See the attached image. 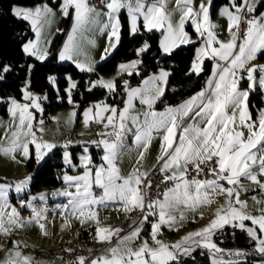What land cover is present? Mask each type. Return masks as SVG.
Returning <instances> with one entry per match:
<instances>
[{
  "label": "snow or ice",
  "instance_id": "snow-or-ice-1",
  "mask_svg": "<svg viewBox=\"0 0 264 264\" xmlns=\"http://www.w3.org/2000/svg\"><path fill=\"white\" fill-rule=\"evenodd\" d=\"M167 3L168 0H153L152 3L147 0H102V6L107 10L103 13L107 22L100 31L108 30L109 45L105 47L101 60L111 55V51L120 42L121 22L118 14L123 9L127 10L130 34L139 32L138 20L142 18L144 30L161 33L159 47L168 55L182 45L197 43L185 31V22L190 20L198 40L202 41L190 71L199 74L204 58L215 60L212 78L208 80L209 87L176 108L167 107L164 111H155L153 105L163 96L162 85L170 75L161 69L158 75L143 80L140 87L133 88L127 81L124 82L126 99L123 101V109L101 102L85 110V125L92 122L103 125L105 129L98 133L101 139L92 141L97 148L102 147V163L92 166L91 157L87 155L89 149L87 146L83 148L85 154L80 157L82 174L70 176L65 173L63 176L68 188L75 191L53 193L68 197L67 204L63 206L66 211L62 214L76 216L81 223L94 220L99 225L94 208L107 202H118L125 211L131 213L138 210L141 216L138 221H133L132 229L126 235H120L123 231L121 228L97 226L95 239L110 243L116 237V246L105 249L102 255L92 259L78 257L72 264H180L181 256H192L198 248L207 249L212 254V264H239L238 259L224 261L215 258L216 254H222V250L213 242V236L216 231L228 225L246 231L248 237L256 243L255 251L264 255V208L258 209L259 215L250 214L247 202L239 198L240 189L243 188L242 178L264 192V110H260L258 120L252 119L247 103L249 93L239 88V80L243 77H238V72L246 70L248 80L252 81L257 70L264 73V65L246 67L256 59L258 53L264 52V13L259 17L253 15L256 11L253 0H228L220 9V15L227 18V30L231 38L223 42L218 39L214 31L216 25L210 20L212 0H200L198 8L193 0H175L176 10L180 13L176 23H173L172 13L167 10ZM62 8L65 16L69 15V9H74V17L72 29L59 52V60H73L80 71L93 72V63L75 60L81 52L77 34L83 32L93 23L94 17L101 13L90 6L87 0H63ZM50 12L46 5L35 9L12 8L13 16L29 22L36 35L35 40L23 45V53L39 61L47 60L50 55L41 43V29ZM241 25H246L242 36L239 34ZM45 43L50 44L51 41ZM92 43L89 41V44ZM148 49L149 45L145 42L136 50L137 55ZM140 64V60L121 63L118 74L126 72L132 75ZM27 67L31 70V66ZM12 70L11 65L0 62V80ZM67 80L68 86L64 92L71 104L72 92L77 84L71 76ZM48 81L56 85L55 77L49 76ZM88 84L89 91L97 86L108 89L110 93L116 90L113 80L100 78ZM260 85L264 87V78L260 80ZM249 87H252L251 83ZM22 91L24 103L15 98L8 100L13 127L8 145L0 147V151L5 154L20 151L27 160L30 159L29 145H34L35 160L40 166L58 145L37 137V131H44V121L39 120L37 128L33 123L36 117L32 110L43 111L39 102L41 97L30 91V81L25 82ZM137 98L142 105L147 106V110L133 115V100ZM71 115L75 116L76 113ZM185 119L190 121L186 126ZM128 121L135 128L133 142L140 151L136 165L125 176L116 166V161L125 134L131 131ZM109 128L111 131H108ZM154 133L160 134L161 144L160 155L151 174L155 176L158 172L161 180L156 185V197L148 199L153 181L149 179V172L143 170L141 162L145 159ZM67 147L68 144H65L64 148ZM63 159L65 164L72 165L67 150L63 153ZM202 175L207 178L200 179ZM31 179L29 176L16 182L15 191L24 192ZM161 184L166 185L162 191ZM12 188L13 185L0 183V234H10L13 227H23L25 223L17 209L8 204V193ZM94 188L100 189L101 195L97 196ZM221 194L225 196V203L216 209L206 226L182 237L180 242L169 244L158 238L162 226L172 228L178 220L185 219V210L194 211L200 206L210 205L213 197ZM39 199H44L43 194ZM252 199L257 204L261 203L255 196ZM20 204L21 207L32 209V217L27 223H38L41 230H45V224L40 222L45 218L44 210L33 207L31 200L22 199ZM150 217H156V220L152 221ZM245 221H250L252 226H247ZM145 224H150L153 243L149 244L148 239H145L138 246H133L140 239ZM12 243L14 247L9 250L4 264H32V258L19 250V243ZM229 255L238 258L247 253L236 251Z\"/></svg>",
  "mask_w": 264,
  "mask_h": 264
},
{
  "label": "trees",
  "instance_id": "trees-1",
  "mask_svg": "<svg viewBox=\"0 0 264 264\" xmlns=\"http://www.w3.org/2000/svg\"><path fill=\"white\" fill-rule=\"evenodd\" d=\"M45 1L51 0H0V62L11 65L12 71L4 74L0 80V98L8 100L15 98L22 99V87L26 81H30V91L44 98L42 102V113L36 114V118L47 119L54 111L65 108L69 104L65 101L57 102L56 98L65 97L64 89L67 87V77L71 76L77 87L72 92V103L79 110L92 106L99 102H105L117 107L123 105L125 94L121 90L124 80L129 86L138 85L146 76L155 72L161 65L170 68V75L164 90L163 96L156 102V109L173 107L191 95L199 92L205 85L209 74L211 62L206 60L202 64V71L199 74L189 73L191 62L195 56L197 44L180 47L174 50L171 55H162L159 47L160 34L158 32L139 31L131 35L128 29L125 13L119 15L121 22L120 42L117 48L103 62L98 64L93 72H82L72 64H58L55 53L59 48L64 33L56 36L51 47V54L44 62L35 61L32 57L23 53V45L32 36V30L27 21L16 18L11 14L12 5L33 7ZM227 0H213V7L226 3ZM264 9V4L260 5ZM71 19L64 22L65 29ZM149 49L140 55L136 50L144 43ZM264 59V53L260 55ZM139 59L137 72L132 75H122L116 79L115 92H108L101 86L89 88V81H95L100 75L110 73L116 65ZM27 66H31V70ZM56 78V89H53L48 77ZM46 97V98H45ZM6 104L0 108L1 114H6ZM261 107L259 93L250 96L249 108L253 114ZM71 158L76 161L78 154L82 151L81 146L69 148ZM93 160L98 159L100 151L94 146L89 147ZM62 149L56 148L46 157V162L38 166L33 157L27 162V168L32 173V179L28 187V194L35 193L40 189H53L61 182V175L64 172L62 163ZM213 241L222 251L247 253L246 256L238 257L239 264H264V255H256L253 251L254 242L248 237L246 231L236 227L228 226L213 236ZM180 264H212V254L207 249L198 248L192 256L180 257Z\"/></svg>",
  "mask_w": 264,
  "mask_h": 264
},
{
  "label": "crops",
  "instance_id": "crops-1",
  "mask_svg": "<svg viewBox=\"0 0 264 264\" xmlns=\"http://www.w3.org/2000/svg\"><path fill=\"white\" fill-rule=\"evenodd\" d=\"M196 1H198V0H193V4L195 6L199 7L198 2H196ZM147 2H148V0H147ZM227 2H228V0H227ZM253 2L256 5V11L253 15L259 17L261 13H264V9H261V10L259 9L260 5L262 3L264 4V0H253ZM226 3H223V4H220L218 6L213 7V2H212L211 7H210L211 18H214L216 11L220 7H223ZM43 6H44V4L41 3V4L35 5L33 7H30L28 9H35L36 7H43ZM71 10H74V9H71ZM97 10H98V12H100L102 14L107 11L103 6H102V8L97 9ZM102 10H104V11H102ZM167 10L170 13H172L173 23L178 22L180 15H179V12L176 10L175 0H168ZM122 12L125 13V15H126L128 29L130 30V23H129L127 10L123 9L118 14V16ZM49 18H50V16L45 21V23L41 29V43L43 45H45V44H48V43H45L46 41H51V46L48 49L49 53L51 54L52 43L58 34V31H59L61 23H62V19H61V21L53 24V23L49 22ZM106 22L107 21H103L100 24L91 23L89 26L86 27V29L83 32H81V33H87L89 28H91V27L94 28L95 34H96V35H94V36H96L95 37L96 45L94 46V48L92 47V44H89V41H92V37L90 36V34H81V33L77 34V40H78V43L80 45L81 52L79 55L76 56V58H75L76 61H81V62L86 61L89 63H93L94 68H95V66H97L98 64H100L101 62L104 61V60L103 61L101 60V55L104 53L105 47H107L109 45V40H108V36H107L108 30L106 29L104 32H101L100 28ZM188 22H191V21L188 20ZM72 25H73V21H70L68 27L64 31V36L62 38L61 44L55 53V57H56V60L58 62L61 61V60H59V52L63 48L64 42L67 40L68 33L71 31ZM138 27L140 29L139 31H141V30L146 31L143 28L142 18H141V21H140V24ZM193 27L194 26L191 25V23H189L186 26V30L189 31L192 36H194ZM30 28H31V25H30ZM31 30H32V28H31ZM223 30H225V28H223ZM153 31H155V30H153ZM32 32H33V30H32ZM146 32H148V31H146ZM155 32H158V31H155ZM218 34H220V33L218 32ZM35 37H36V35L33 32V36L31 39L35 40ZM192 40H194V39L192 38ZM195 44L198 45V43H195ZM183 46H180V47H183ZM185 46H188V45H185ZM113 51L114 50H112L111 53ZM160 51H161V54H165L162 52L161 49H160ZM263 53L264 52L258 53L256 59L250 61L246 67H252L253 65H256V66L264 65V59L260 58V55H262ZM65 61L70 62L71 64H73L76 67V63L73 60H65ZM208 61L211 62L210 74H209V77H208L204 87L200 91L205 90L209 87L208 80H209V78H212L215 60H208ZM160 69H163V70L170 73V68L168 66L161 65L155 72L150 73L146 78L153 76V75H158ZM78 70H80V69H78ZM85 72H87V71H85ZM238 77H243L242 79L239 80V88L242 91L247 90L249 93L248 101H247L249 113L251 114V117L253 120H258L260 110H264V87H262L260 85V80L262 78H264V73L257 70L254 73V78L252 81L248 80L246 70L238 72ZM168 78H169V76H168ZM168 78H167L166 82H164L162 85L164 90H165ZM250 83L252 84L251 88L249 87ZM197 93H195L193 95H196ZM255 93H259V96L261 99V107L256 110V114H253L249 108V104H250V96L252 94H255ZM193 95H191L190 97H188L187 99H185L181 103L173 106V108H176L179 105L183 104L185 101L190 99ZM17 101L20 103H24V102H21L19 100H17ZM99 103H101V102H99ZM103 103H105V102H103ZM40 104H41V108H42V102H40ZM106 104L109 106H114V105H111L108 103H106ZM155 104L153 105V109L155 111L160 112V111H164L166 109V108L165 109H156ZM133 105H134V108L132 110L133 115L142 113L143 111L147 110V106L142 105L138 98L133 100ZM9 106H10L9 103L7 102V108H6V114H5L6 116H11V114L9 112ZM88 107H91V106H88ZM88 107H86V108H88ZM115 107H117V106H115ZM123 107H124V103L122 106L117 107V108L123 109ZM58 110H60V109H58ZM32 111H33V114H35V115L36 114L40 115L42 113V112H37L34 109ZM56 111H54L53 113H51L48 116V117L51 116V120L49 118H47L48 121H52L54 119V117L57 113ZM82 112H83L82 109H80V110L78 109V116L79 117L81 116ZM36 121H37V119H36ZM36 121H34V122H36ZM189 122H190L189 120L185 119V121H184L185 126ZM34 124H36V123H34ZM128 127L131 129V131H129L125 134V138L123 141V147H122L121 153L119 155V158L116 161V166L120 169L121 174L125 175V176L129 172H131L133 167L136 165L137 157H138V154L140 151V149H138L137 145L133 142L134 141L135 128L132 126L131 121H128ZM85 130H87V132L91 134V136L87 139L73 140L72 138H68V140H69L68 144H70V146L68 147V150L70 147H74V146H81V148H82V151L78 154L76 161H73L72 158L70 157L72 160V163L74 164V167L68 169V172H71L72 170H74L76 165H78L80 155L81 154L84 155L83 148L85 146H87L88 149H89V147L94 146L97 150H99L101 152L98 159L93 160L90 152L88 151L87 155H89L91 157L92 166H96V165H99L102 163V160H101V157L103 155L102 147L97 148L95 146V144L92 143V141H97V140L101 139V137L98 135V133L105 131V129L103 128V125L96 124V123H90L88 126V129L85 128ZM85 130H84V132H85ZM108 131H111V128H109ZM84 132H82V133H84ZM245 134L247 135L246 130H245ZM160 144H161L160 134L154 133V138L150 144V147L147 150V152L145 153V159L141 162L142 168L144 171L151 173L153 166L156 165L157 157L160 155ZM29 173H30V176H32V173L30 171H29ZM63 175L64 174L62 173L61 182L57 187H55L53 189H40V190H38L32 194H28L29 185L27 186V188L25 189L24 192L17 193L14 189V185L16 182H9L10 185H13V188L8 193L9 199H10L8 201L9 205H12L11 202H14V204L17 206V204L23 199L25 201L31 200V203L33 206L34 205H39V206L42 205V206L50 209L52 207V205L60 204L62 207L59 206L61 209L58 210L57 212L53 213L52 211H50L47 214L44 213L45 218L40 221L41 223L45 224V230H43V231L39 227V224H36L35 222H32V223L34 225H38V226L29 228V224H32V223H27V221H26L23 224V227L12 228L10 234H0V258L2 256H4V257L7 256V254H9V250L13 249V247H14V245L12 243L13 241H16L19 243V250L21 251V253L23 255H26V256H29L32 258V264H72V262L76 261L78 257H81V255L77 256L73 260H68L63 256H54L51 258L45 257L43 255V252L48 251V250L49 251H55L58 249L73 250L77 246L79 239H83L85 241L86 246H87V248H86L87 252L94 255V258L102 255L104 253L105 249L116 246V244H117V238L116 237H113V239L111 240L110 243L97 241V239H95V229L97 226L109 227L112 229L120 228L121 223L125 220V218L127 217L129 212L125 211L124 208L118 202H107L104 205L96 206L94 208V211L97 214V217L99 220V225H97L96 221H94V220L93 221L85 220L84 223H81V220L78 219L76 216H73L71 214L63 215L62 213H64L66 210H62V209L64 208L63 206L65 204H67L68 197H65L63 195H53V193L62 192L63 190L64 191L65 190L75 191V189L68 188V186L66 185L65 182H62V176ZM29 184H30V182H29ZM225 187H228V185L225 184ZM94 190L100 191L99 194H97V196L101 195L100 189L94 188ZM41 194H43V196H44L43 200L39 199L40 196H38V195H41ZM33 197H36V199H32ZM48 203H50V204H48ZM224 203H225V196L221 194L218 196H214L213 202L210 205L200 206L194 211L185 210V219L183 221L178 220L177 223L175 225H173L172 228H169L167 226H162L161 233L159 234L158 238L163 242L171 244L172 240L179 235H184V234L188 235L189 233L200 230L201 228H203L204 226H206L209 223L210 219L213 217L214 210H216L220 205H222ZM19 207H20V209L18 210ZM17 211H19V212L25 211L26 212V214H20V217H23V218L27 214L32 215V209L31 208L21 207L20 204H19V206H17ZM201 214H202V218H201ZM138 218L139 217L134 218L133 221H138ZM66 220H67V224H65ZM150 220L155 221L156 217H150ZM133 221H132V224H133ZM132 224H131V229H132ZM245 224H248V223L245 222ZM228 226H231V225H228ZM228 226H225V227H228ZM131 229L128 232H126L124 235L128 234L131 231ZM219 231L220 230L216 231L215 233H217ZM150 232H151L150 224H145L144 230L142 231V233L140 235V239L138 241H136V243L133 246H138L139 243L143 242V240H145V239H148L149 244H151ZM89 250H91V251H89ZM83 257H85V256H83Z\"/></svg>",
  "mask_w": 264,
  "mask_h": 264
},
{
  "label": "rangeland",
  "instance_id": "rangeland-1",
  "mask_svg": "<svg viewBox=\"0 0 264 264\" xmlns=\"http://www.w3.org/2000/svg\"><path fill=\"white\" fill-rule=\"evenodd\" d=\"M196 2H198V5L200 4V0H198ZM212 2H213V0H212ZM87 3L90 6H92L91 3H90V0H88ZM43 4H44V6L46 5L51 10L50 14L48 15V17L50 16V18H49V22L50 23L54 24V23H57V22L61 21V19H62V23H61L60 29L58 31V34H57L58 36H60L65 31V27H64L65 20L67 18H70L71 21H73L74 10L69 9V15L65 16V15H63V8H62L63 1L55 2V1L51 0V3H49L48 1H45V2H43ZM13 7H18V8H23V9L30 8V7H23V6H20V5H12L11 14H12V8ZM196 7L198 8V6H196ZM221 8L222 7H220L216 11V14L214 15V18H211V15H210V20H211V23L216 25V28L214 29V31L217 34L218 39L220 41L227 42V41L230 40L231 37H230V34H229L228 30H227V28H228L227 18L220 15V9ZM102 11H104V10H102ZM179 15H180V13H179ZM106 18L107 17H105V15H103L101 13V15L94 17L93 23L94 24L95 23L100 24L103 21H107ZM140 21H141V18L138 20V26L140 24ZM189 23H191V22H188V21L185 22V31L189 34V36L191 38L194 39V41H197V43H198V45L196 46V49H195V56H194V59H193V61H194L195 58H196V50H197V48L202 46V41L198 40V36H197V33L195 31H194V36H192L191 33L186 30V26ZM191 25H192V23H191ZM223 28H225V30H223ZM193 30H194V27H193ZM129 32H130V30H129ZM218 32L220 34H218ZM158 33L160 34V39H161V33L160 32H158ZM81 34H90V36L92 37V42H93L92 43V47L94 48V46L96 45V42H95V40H96L95 37L96 36H94L96 34H95L94 28L91 27V28L88 29L87 33H81ZM35 39H36V37H35ZM30 40H32V39H30ZM188 45H191V44H188ZM43 46L46 47L47 49H49V47L51 46V43L50 44H45ZM214 46L218 47V45H214ZM162 55H167V54H162ZM32 58L35 61L44 62V61L37 60L35 57H32ZM133 60H139V59H133ZM133 60H130L128 62H124V64L130 63ZM206 60H213V59L204 58L203 62L206 61ZM193 61L191 62V65H192ZM215 63H216V61H214V65H215ZM58 64H71V63L70 62H66V61H59ZM120 64L116 65V67L110 73L104 74V75H100L98 79L103 78L105 80H113L114 82H116V79H118L122 75H128L126 72L118 74V66ZM191 65H190V68H189V73H192L190 71ZM95 68H96V66H95ZM82 72H85V71H82ZM136 72H137V69L133 71V73H136ZM86 73H89V72H86ZM146 77L143 80L147 79ZM125 81H127V80H124L122 82L121 90L125 94V99H126L125 83H124ZM142 81L138 85L133 86V88L134 87H140L142 85ZM128 85H129V83H128ZM50 86L53 89H56V85H51L50 84ZM67 86H68V80H67ZM23 87H22V89H23ZM104 89H106V88H104ZM106 90L108 91V89H106ZM33 94H35V93H33ZM35 95H37V94H35ZM37 96L41 97L40 95H37ZM43 100H44V98L41 97L39 102H43ZM19 101L25 102L23 100V91H22V99L19 100ZM56 101L57 102L65 101V102L68 103L67 94L65 93V97L64 98H61V97L58 96L56 98ZM5 102H8V100H3V99L0 98V108H1L2 104H4ZM68 104L69 105L67 107L61 108L60 110L56 111L57 113H56V115H55V117H54V119L52 121H48V119L45 120V119H42V118L39 117L38 119L36 118L37 121L35 119L34 121H36V122L33 121V123H36L34 125H36L37 128H38L39 127V120L42 119L44 121V123H43L44 131L43 132L37 131L36 132L37 137L38 138H43L44 140H46L48 142H52V143L57 144L58 145L57 148L62 149V158H61V160H62V163L64 164V172H63V174L66 173L67 175H70V176H77V175H81L82 172H83V168L80 166V157L83 154L80 155L78 165H76L74 170H72L71 172H68V169L73 168L74 164L72 163L71 166L65 164L64 159H63V153H64L65 150H67L69 152L70 157H71L70 151L68 150V147L70 146V144H68V141H69L68 138H72L73 140H79V139L84 140V139H87V138H89L91 136V134L88 133L87 130H85V128L88 129L89 124L92 123V122H90L88 125H85L84 115H83L85 110L90 108V107H88V108L85 107L84 109H82L83 112L81 113V116L79 117L78 116V108L75 105H73V104H70V103H68ZM6 108H7V104H6ZM73 112L76 113L75 116L71 115ZM34 116H35V114H34ZM48 118L51 120V116L48 117ZM12 127H13V118H12V116L3 115L0 112V147H6L8 145ZM84 130H85V132H84ZM82 132H84V133H82ZM65 144H68L67 149L64 148ZM29 148H30V157H33L34 160H35V155H34L35 146L30 144ZM13 156H14V158H13ZM28 161H29V159L26 160L24 158V156L21 155L20 151H17L14 154H5L3 151H0V183L9 184V182H19L21 180H24V179L28 178L30 176V173H29V171H28V169L26 167ZM35 163H36V160H35ZM36 165H37V163H36ZM63 176H62V182H64L63 181ZM241 184L243 185V188L240 189V196H239L240 200L247 202V211L250 214L259 215L258 209L259 208H264V192L259 191L256 188V185H254L253 183H251L247 179H243L242 178ZM38 196H40V195H38ZM254 196L257 197V199L259 201H261V203L257 204L256 202H254L253 199H252V197H254ZM9 200L10 199H9V195H8V201ZM11 204L12 205H10V207H15L17 209V206H19L20 202L17 204V206L14 204V202H11ZM48 204H50V203H48ZM59 206L62 207L60 204L52 205V207L50 209H48V208H46V207H44L42 205H40V206L39 205H34L33 207H35L37 210L43 209L44 213L47 214L50 211H52L53 213L57 212L58 210L61 209ZM19 209H20V207L18 208V210ZM9 210H10V208H9ZM62 210H65V209L63 208ZM215 211L216 210H214V212ZM18 213H19V216H20V214H26L25 211L24 212H21V211L19 212L18 211ZM31 217H32L31 214H27V215H25L24 218L23 217H20V218H21L22 221L26 222V221H29L31 219ZM245 222L248 223V224H246L247 226H252L250 221H245ZM36 224H38V223H36ZM37 226L38 225H34L33 223L29 224V228L37 227ZM186 235L184 234V235L177 236L176 238H174L172 240L171 244L172 243H176V242H180L182 240V237H184ZM152 243L153 242L151 241V244ZM254 244H255V246L253 248L254 253L256 255H262V254H260V253L255 251L256 243L254 242ZM48 251H44L43 253L48 252ZM65 251H67V250H65ZM67 252H69V251H67ZM229 253H234V252H229V251H225L224 250V251H222V254H216L215 258L216 259H222L224 261L238 259L237 257L230 256ZM7 258H8V254L5 257L2 256L0 258V264H4V262L6 261ZM213 258L214 257L212 256V259ZM239 261H241V260H239Z\"/></svg>",
  "mask_w": 264,
  "mask_h": 264
},
{
  "label": "built area",
  "instance_id": "built-area-1",
  "mask_svg": "<svg viewBox=\"0 0 264 264\" xmlns=\"http://www.w3.org/2000/svg\"><path fill=\"white\" fill-rule=\"evenodd\" d=\"M53 1L61 2L63 0H53ZM152 2H153V0H148V3H152ZM90 3L96 9L102 8V0H90ZM246 18H248V17L246 16ZM245 28H246V25H241V28L239 30V34L241 36H242V33L245 30ZM205 178H207V177H205L203 175L200 177V179H205ZM149 179H151L153 181V187H152V190H151V193H150L148 199H153L157 195L156 185L160 183L161 176L159 175L158 172L156 173L155 176H153L151 173H149ZM167 186H171V185H167ZM165 187H166V185L161 184L160 185V190L162 191ZM99 192H100L99 190H94V193L96 195L99 194ZM140 216H141V213L138 210L137 211H133L131 213H128L127 217L121 223V226H120V228L123 229V231L121 232V235H124L126 232H128L131 229V224H132L133 219L136 218V217H140ZM86 248H87V246H86L85 241L83 239H79L78 243H77V246L73 250H71L69 252H67V251H65L63 249H58V250H55V251L45 252V253H43V255L45 257H49V258L54 257V256H63V257H65L68 260H73L77 256H80V255L81 256H85L88 259L94 258V255L88 253Z\"/></svg>",
  "mask_w": 264,
  "mask_h": 264
}]
</instances>
